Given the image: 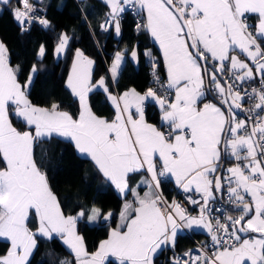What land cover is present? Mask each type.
Segmentation results:
<instances>
[{
	"label": "snow or ice",
	"instance_id": "1",
	"mask_svg": "<svg viewBox=\"0 0 264 264\" xmlns=\"http://www.w3.org/2000/svg\"><path fill=\"white\" fill-rule=\"evenodd\" d=\"M104 3L110 11L100 27L108 31L114 26L117 35L121 14L129 7L146 12V23L137 24V30L149 32L163 53L166 86L153 75L164 94L151 87L143 94L135 88L111 94L104 77L93 83L94 62L77 49L67 87L79 100L78 114L62 110L56 102L40 107L28 98L32 75L21 84L20 68L11 65L9 50L0 41V239L10 244L0 253V264H31L38 237L59 238L70 250L74 259H60L58 264H154L158 250L174 248L178 232L193 227L207 229L213 250L201 247L196 250L200 255L189 250L183 254L188 259L174 258L175 264H264V0ZM10 4L11 0H0L21 31L30 30L34 23L50 27L30 0H16L15 8H7ZM253 18L256 22L249 23ZM58 39L57 55L67 50L70 37L61 33ZM44 54L42 45L39 55ZM131 56H137L135 50ZM123 59L120 52L115 54L110 68L113 81ZM36 71L34 66L32 73ZM257 75L262 87L254 88L249 99L254 95L258 102L247 110L256 119H237L245 102L240 85ZM93 88L109 93L115 108L112 120L93 112L88 103ZM149 99L159 105L160 127L145 119ZM10 113L26 130L13 126ZM53 137L73 143L120 193L131 192L135 197L123 205L120 223L93 252L78 233L77 223L85 216L89 222L101 216L109 221L113 212L92 206L75 215L65 213L34 155L38 142ZM222 143L227 157L236 161L223 177L216 175ZM142 171L150 179L141 181L149 190L140 195L129 180L131 174ZM165 175L174 178L184 192L194 189L201 195L202 203L188 198L199 207L198 216L189 215L175 200L164 199L159 177ZM222 179L228 181L229 200L239 214L226 217L227 223L219 219L213 223L209 201L215 198L214 191L224 187ZM30 218L35 220L32 227Z\"/></svg>",
	"mask_w": 264,
	"mask_h": 264
},
{
	"label": "trees",
	"instance_id": "2",
	"mask_svg": "<svg viewBox=\"0 0 264 264\" xmlns=\"http://www.w3.org/2000/svg\"><path fill=\"white\" fill-rule=\"evenodd\" d=\"M42 4L50 27L45 28L34 23L28 31H21L12 14L0 10V40L9 50L11 65L20 68L18 79L21 84L26 82L34 66L37 69L28 88V98L33 104L47 107L56 102L73 115L77 114V100L65 84L69 62L75 49H80L93 58V80L105 76L110 87L117 92L129 87L139 91L146 89L147 57L151 49L154 53L155 50L149 45L146 30L133 28V16L130 13H123L120 36L114 44L108 40V32L100 29V23L108 13V7L101 0H43ZM61 33L67 34L70 39L67 50L62 56L55 57L54 48ZM42 45L45 48L43 57L39 55ZM133 46L138 51V64L135 65L126 57L117 80L111 82L107 66L113 51L123 48L128 51ZM147 47L149 50L145 55ZM160 70L163 74L161 66ZM88 100L94 113L107 118L114 115V109L103 91L92 90ZM146 111L151 120H156L155 107L148 104ZM10 119L17 128L25 127L12 113ZM34 155L38 166L47 174L49 184L66 214H75L81 208L87 210L92 206L101 208L103 213L106 210L117 213L121 209L123 198L115 196L108 199L106 195L108 181L89 158L76 152L73 143L61 137L45 139L37 143ZM225 162H228L226 155ZM169 188L170 182L162 181L161 189L167 196ZM86 217L78 221L77 229L85 238L88 250L92 252L98 243L108 236L109 226L100 220L97 224H89ZM30 219L32 227L35 220ZM201 237L197 233H180L172 250L183 251ZM8 247L9 243L0 239V253L5 252ZM157 257L158 255L155 257V264H158ZM60 259L73 260L74 257L59 238L53 240L37 238V249L31 258V264H58Z\"/></svg>",
	"mask_w": 264,
	"mask_h": 264
},
{
	"label": "built area",
	"instance_id": "3",
	"mask_svg": "<svg viewBox=\"0 0 264 264\" xmlns=\"http://www.w3.org/2000/svg\"><path fill=\"white\" fill-rule=\"evenodd\" d=\"M31 3L34 4V6L39 10L37 15H39L42 18H45V8L42 4L43 0H40V2H37V0H30ZM16 7V3L13 4V8ZM130 13L133 16V28L137 29V24H144L145 19L141 11H138L136 8L129 7L128 10L126 11ZM107 17H105L100 25L105 22ZM21 30V28L19 27ZM101 30H103L100 27ZM104 31V30H103ZM160 62L157 57V55L150 50V55L147 57V72H148V84L147 87L144 91H147L148 88H153L154 90L157 91L158 95H163L164 94V89L160 88L159 85H157L154 82V75L153 73L155 72L156 75L160 77L161 83H163L165 86L167 84L166 78L163 76L160 70ZM239 83V82H238ZM262 86L260 84V77L259 75L256 76V79L253 81H246L242 85H240V91L242 95L245 97V102L243 103L242 106V111L246 116V119L251 116L252 121L256 119L254 113H250L247 111L248 109L252 108L255 103H257V99L253 95L251 99H249V96L252 95V90L255 89H260ZM169 98H173V93H169ZM148 109V103L145 102V110ZM151 111H154L153 108H150ZM150 111V112H151ZM258 111V110H257ZM252 121H250L252 123ZM166 130V127L163 129ZM226 155V154H225ZM226 159L231 162L233 165H235L236 161L234 158H228L226 155ZM221 176H226V174H221ZM160 181H166V176L159 177ZM222 184L223 188L221 191H219V197L216 199H212L209 201V218L212 220L213 223H215V220L219 219L222 223H227L226 217L232 216L235 218L239 212L237 209L234 208V205L231 204L229 200V193L227 191L228 188V181L226 179H222ZM170 192L167 194L163 193L162 190H159L162 194L164 199L168 202L171 203L173 200H175L177 203H180L183 207L187 209L188 214H199V207L195 204L190 203L189 197L195 200H201V195L199 193H196L195 190L193 189L192 192H184L183 189H181L178 186H171L169 188ZM208 246V251L211 252L213 249L210 247L211 246V238L205 240L204 242L195 240L194 244L183 251H175L172 249H167L164 248L157 257V263L158 264H175L174 258H180L181 260L188 259V257H185L183 254L189 250L193 251L194 255H200L197 249Z\"/></svg>",
	"mask_w": 264,
	"mask_h": 264
},
{
	"label": "crops",
	"instance_id": "4",
	"mask_svg": "<svg viewBox=\"0 0 264 264\" xmlns=\"http://www.w3.org/2000/svg\"><path fill=\"white\" fill-rule=\"evenodd\" d=\"M103 3H104V0H101ZM16 3V0H11V4L10 5H8L7 6V8H13V4H15ZM136 9L138 10V11H141V13L143 14V16H144V19H145V23H146V12H144L143 10H141V9H139L138 7H136ZM0 10H6L7 12H9V13H11L12 14V12L10 11V10H7L6 8H5V6L4 5H0ZM110 11V8L108 7V12ZM122 15L123 14H121V17H122ZM12 16H13V14H12ZM120 21H121V19H120ZM16 22V21H15ZM256 21H255V18H253L252 20H250L249 21V23H255ZM121 23V22H120ZM17 24V23H16ZM17 26H18V24H17ZM106 32H108L107 34V37L109 38L108 40H110V42L111 43H116V41L118 40V38H119V36H120V34L119 35H117L116 34V32H115V28H114V26L113 27H110L109 29H108V31H106ZM147 32V31H146ZM147 35H148V39H149V45L150 46H152L153 48H154V50H155V53H156V55H157V57H158V59H159V62H160V65H161V68H162V72H163V75L165 76V78H166V80H167V68H166V65H165V63H164V58H163V53H162V51H161V49H160V46H159V44L151 37V35H150V33L149 32H147ZM107 37H106V39H107ZM106 39H105V42L104 43H106ZM1 41V40H0ZM59 43V41L57 42V44ZM56 44V45H57ZM56 45H55V47H56ZM136 47L135 46H133V47H131V49H129L128 51H126L124 48L123 49H118V50H115V51H113V55H112V57H111V59H110V61H109V64H108V66H107V70H108V74H109V78H110V80H111V82L113 81L112 80V78H111V72H110V68H111V66H112V63H113V61H114V59H115V54L117 53V52H120L123 56H124V59H123V61H122V63H121V66H122V64L124 63V61H125V59H126V57H128L135 65H137L138 64V61H139V58H138V51H137V49H135ZM76 50L77 49H75L74 50V52L72 53V56H71V59H70V62H69V67H68V72H67V75H66V78H65V84H66V86H67V80H68V76H69V74L71 73V71H72V63H73V60L75 59V52H76ZM80 50V49H79ZM133 50H135L136 51V53H137V56L135 57V58H133L132 56H131V52L133 51ZM148 50H149V48L147 47L146 49H145V51H144V53H145V55L148 53ZM54 54H55V57H59V56H62V54L63 53H61V54H59V55H57L56 53H55V48H54ZM86 55V54H85ZM89 59H91L93 62H94V60H93V58H91L90 56H88V55H86ZM241 59H245V57L243 56V54H241ZM249 63L251 64V62L249 61ZM93 65H94V63H93ZM92 68H93V66H92ZM120 69H121V67H120ZM119 72H120V70H119ZM29 75H32V78H33V76H34V73H32V70H31V72L29 73ZM119 75V74H118ZM258 76V75H257ZM29 77V76H28ZM101 77H104L105 78V80H106V82H107V84H108V87H109V91L111 92V94H113V95H121V94H123V92H125V91H127V90H129V89H131V88H133V87H129V88H126V89H124V90H122V91H120V92H117V91H115V89H113V88H111L110 87V85H109V83H108V81H107V79H106V77L105 76H99L97 79H95V80H93V83H95L96 81H98ZM27 80H28V78H27ZM27 80H26V82H27ZM25 82V83H26ZM205 83H206V86H207V80L205 81ZM69 89V88H68ZM95 89H98V90H101V91H103V89H101V88H93V90H95ZM70 91H71V89H69ZM138 92H140L141 94H143V93H145L146 91H139V90H137ZM104 92V91H103ZM90 93V92H89ZM108 94L109 93H106V92H104V95L106 96V98H107V100L109 101V103H110V105L113 107V105H112V102L108 99ZM89 95V94H88ZM76 98V100H77V103H78V111H79V100H78V98L77 97H75ZM173 98H174V94H173ZM149 105H151V106H153V107H155L156 108V111H155V114H156V120H151L150 118H149V116H148V112L145 110V119L147 120V122H149V123H152V124H154V125H156L157 127H160V125H161V115H162V113H161V111H160V109H159V105H157L154 101H152L151 99H149L148 101H146ZM212 102H217L216 100H213ZM88 103H89V100H88ZM38 106V105H37ZM243 106V105H242ZM40 107H46V106H40ZM47 107H49V106H47ZM62 110H65V109H63V108H61ZM113 109H114V115L111 117V118H107V117H104V116H101V115H98V116H101V117H104V118H106V119H108V120H112L113 118H114V116H115V108L113 107ZM65 111H67V110H65ZM133 111H135L134 109H133ZM238 111H240V110H238ZM11 114V113H10ZM77 114H78V112H77ZM76 114V115H77ZM14 115V114H13ZM15 116V115H14ZM17 118V117H16ZM237 119H245V120H247L246 119V116L244 115V113H243V111H240V114L238 115V117H237ZM249 124H251V122L249 121ZM13 126L14 127H16L14 124H13ZM166 127V126H165ZM18 129H20V128H18ZM20 130H26L25 129V127L24 128H22V129H20ZM74 145V144H73ZM76 150V149H75ZM225 151V146H224V144H223V147H222V144H221V162H222V151ZM76 152L79 154V155H81V156H83V157H87V156H85V155H83V154H80L77 150H76ZM87 158H89L90 160H91V158L90 157H87ZM92 161V160H91ZM93 162V161H92ZM94 163V162H93ZM96 166V165H95ZM232 166H234L231 162H225V164H224V167H223V171H222V174H226V175H228L227 174V172H226V169L228 168V167H232ZM98 169V168H97ZM101 173V172H100ZM102 174V173H101ZM103 175V174H102ZM166 176V181H169L170 182V185L172 186H178L176 183H175V179L174 178H172V177H170V176H168V175H165ZM104 177V176H103ZM105 178V177H104ZM106 180H107V178H105ZM147 179H150V175L146 172V171H142V172H140V173H134V174H131V176H130V180H129V184H130V187L131 188H135L136 189V191L137 192H139L140 193V195H143V193L145 192V191H148L149 189H148V186L146 185V184H141V181L142 180H147ZM108 181V183H109V186H108V189H107V192H106V195H107V197H108V199H112L113 197H115V196H120V197H122L123 198V204H122V207H121V209L119 210V212H117V213H113V217H112V219L111 220H109V221H105L107 224H108V226H109V231L111 230V228H113V227H115L116 225H118L119 223H120V219H119V213L122 211V209H123V205L126 203V202H134V200H135V197L132 195V193L131 192H128L126 195L125 194H122V193H120L117 189H116V187H115V185H113L109 180H107ZM161 183H162V181H161ZM179 187V186H178ZM182 189V188H181ZM159 190H162L161 189V186H160V189ZM163 192V191H162ZM164 193V192H163ZM213 195H214V197L217 199L218 197H219V192H215L214 191V193H213ZM214 198V199H215ZM91 208V207H90ZM109 211H111V210H106L104 213H107V212H109ZM112 212V211H111ZM76 214V213H75ZM75 214H72V215H75ZM189 215H193V216H198L199 214H189ZM86 219H87V217H86ZM100 221H104L103 220V217L101 216V218L99 219ZM98 220V221H99ZM98 221H95V222H89L88 220H87V222L89 223V224H97L98 223ZM77 231H78V229H77ZM79 233V232H78ZM109 233V232H108ZM180 233H197V234H200L202 237H201V239L200 240H198V241H201V242H204L205 240H207V239H209V238H211V236H210V234L208 233V231H207V229H204V228H202V227H193V228H191V229H189V228H183V229H181L179 232H178V234H180ZM80 234V233H79ZM81 235V234H80ZM108 237V236H107ZM107 237L105 238V239H107ZM104 240V239H103ZM102 241V240H101ZM100 241V242H101ZM62 242V241H61ZM100 242L98 243V245H97V247L95 248V250L99 247V244H100ZM63 243V242H62ZM64 245V244H63ZM9 246H10V244H9ZM66 248H67V246L66 245H64ZM167 247H169V248H171V249H174L173 247H171V246H164L161 250H158V252H157V254H156V256L164 249V248H167ZM68 249V248H67ZM69 250V249H68ZM95 250H93V251H95ZM70 251V250H69ZM92 251V252H93ZM155 256V257H156ZM155 257H154V264H155Z\"/></svg>",
	"mask_w": 264,
	"mask_h": 264
},
{
	"label": "water",
	"instance_id": "5",
	"mask_svg": "<svg viewBox=\"0 0 264 264\" xmlns=\"http://www.w3.org/2000/svg\"><path fill=\"white\" fill-rule=\"evenodd\" d=\"M249 127H251V124H249ZM222 147H223V143H222ZM225 164V151H222V162H221V167L218 169L216 175H221L222 171H223V167ZM235 208V207H234Z\"/></svg>",
	"mask_w": 264,
	"mask_h": 264
},
{
	"label": "bare ground",
	"instance_id": "6",
	"mask_svg": "<svg viewBox=\"0 0 264 264\" xmlns=\"http://www.w3.org/2000/svg\"><path fill=\"white\" fill-rule=\"evenodd\" d=\"M245 115V114H244Z\"/></svg>",
	"mask_w": 264,
	"mask_h": 264
},
{
	"label": "rangeland",
	"instance_id": "7",
	"mask_svg": "<svg viewBox=\"0 0 264 264\" xmlns=\"http://www.w3.org/2000/svg\"><path fill=\"white\" fill-rule=\"evenodd\" d=\"M136 49V48H135Z\"/></svg>",
	"mask_w": 264,
	"mask_h": 264
}]
</instances>
